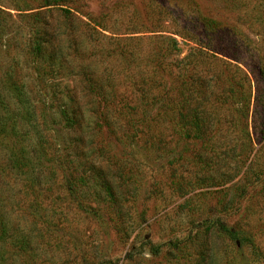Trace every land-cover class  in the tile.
Listing matches in <instances>:
<instances>
[{
    "label": "rangeland",
    "instance_id": "obj_1",
    "mask_svg": "<svg viewBox=\"0 0 264 264\" xmlns=\"http://www.w3.org/2000/svg\"><path fill=\"white\" fill-rule=\"evenodd\" d=\"M0 9V264H264V0ZM200 43L244 71L203 138L123 118Z\"/></svg>",
    "mask_w": 264,
    "mask_h": 264
},
{
    "label": "trees",
    "instance_id": "obj_2",
    "mask_svg": "<svg viewBox=\"0 0 264 264\" xmlns=\"http://www.w3.org/2000/svg\"><path fill=\"white\" fill-rule=\"evenodd\" d=\"M1 11L2 9H0ZM67 11L69 12V10ZM78 12L80 11L78 10ZM203 24L209 26L208 23L204 22ZM179 36L182 37V35ZM166 38L170 41L171 53L178 52L180 50L178 41L172 36ZM203 44L200 43L199 47H190L181 58L173 62L167 59L170 54V50L167 49L168 46H162L157 51L156 57L160 68L148 73L149 77H144L153 82L152 79L159 76V81L165 86L164 90L156 93H141L140 97L136 98L139 106H136V103L131 105L130 102H126L133 115H127L123 118L130 119L140 112L139 117L142 123L148 125L154 122L161 125L167 124L173 136H179L184 140L203 138L208 133L205 128H208L206 125L209 119L204 110L208 95L214 96L213 89L218 87L221 89L223 98L229 100V97L231 98L233 95V90L240 86L236 80L237 74L244 76V71L238 65L237 59H234L236 62L233 63L230 60L220 58L216 51ZM152 55L154 52L151 51L145 58L146 63L151 60ZM172 66L177 67L178 72L176 74L171 71ZM201 69H204L206 74ZM208 73H210L209 76ZM241 78L244 79V77ZM206 93L208 94L206 95ZM215 99L217 100L216 95L213 97V100ZM198 103L201 106L197 107ZM153 107L155 108L153 109ZM164 138L166 137L164 136Z\"/></svg>",
    "mask_w": 264,
    "mask_h": 264
}]
</instances>
